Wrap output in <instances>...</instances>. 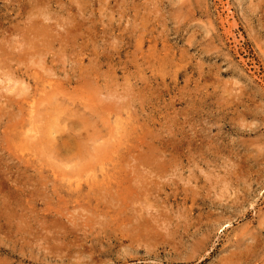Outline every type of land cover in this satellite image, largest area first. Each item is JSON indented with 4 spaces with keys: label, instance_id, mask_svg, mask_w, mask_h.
Instances as JSON below:
<instances>
[{
    "label": "rangeland",
    "instance_id": "1",
    "mask_svg": "<svg viewBox=\"0 0 264 264\" xmlns=\"http://www.w3.org/2000/svg\"><path fill=\"white\" fill-rule=\"evenodd\" d=\"M0 264H264V0H0Z\"/></svg>",
    "mask_w": 264,
    "mask_h": 264
},
{
    "label": "bare ground",
    "instance_id": "2",
    "mask_svg": "<svg viewBox=\"0 0 264 264\" xmlns=\"http://www.w3.org/2000/svg\"><path fill=\"white\" fill-rule=\"evenodd\" d=\"M22 45H23V44H22ZM53 76H54V75H53ZM109 86H110V85H109ZM8 87H9V86H8ZM10 87H11V86H10ZM118 93H119V92H118ZM49 98H50V97H49ZM64 99H65V98H64ZM50 106H51V105H50ZM52 107H53V106H52ZM52 107H51V108H52ZM48 108H49V107H48ZM108 108H109V107H108ZM93 111H94V110H93ZM60 116H61V115H60ZM59 118H60V117H59ZM73 118H74V117H73ZM78 118H79V117H78ZM49 126H50V125H49ZM50 127H51V126H50ZM50 130H51V129H50ZM53 130H54V129H53ZM53 130H51V131H53ZM44 133H45V132H44ZM52 133H53V132H52ZM52 133H51V134H52ZM54 137H55V136H54ZM123 137H124V136H123ZM74 139H75V138H74ZM74 141H76V140H74ZM74 141H73V142H74ZM79 141H80V140H79ZM121 141H122V140H121ZM73 142H71V143L73 144ZM76 143H77V142H76ZM78 144H79V143H78ZM119 144H120V143H119ZM108 145H109V144H108ZM137 145H138V144H137ZM74 146H75V144L73 145V147H74ZM80 146H83V145H80ZM75 147H76V146H75ZM108 147H109V146H108ZM56 148H57V146H56ZM78 148H79V147H78ZM72 149H73V148H72ZM81 150H82V149H81ZM92 150H93V149H92ZM103 150H104V149H103ZM109 150H110V149H108V151H109ZM93 151H94V150H93ZM73 152H74V151H73ZM91 152H92V151H91ZM94 152H96V151H94ZM102 152H103V151H102ZM74 153H75V152H74ZM92 153H93V152H92ZM111 153H113V152H111ZM93 155H94V154H93ZM96 155H97V154H96ZM100 155H101V154L98 155L99 157H98V156H96V157H97L98 159L102 160V159L100 158ZM130 155H131V154H130ZM103 156H105V155H103ZM94 157H95V156H94ZM106 157H107V156H105V158H106ZM91 158H92V157H91ZM97 158H96V160H98ZM105 158H104V159H105ZM108 158H109V156H108ZM110 158H111V157H110ZM110 160H112V159H110ZM89 161H90V159H89ZM91 162H92V161H91ZM101 163H102V162H101ZM75 164H76V163H75ZM86 164H89V162L86 163ZM89 165H91V164H89ZM89 165H88V166H89ZM149 165H150V164H149ZM77 167H78V166H77ZM88 169H89V168H88ZM78 172H79V171H78ZM147 172H148V171H147ZM152 173H153V172H152ZM108 177H109V175H108ZM135 177H136V176H135ZM100 178H101V177H100ZM102 178H103V177H102ZM103 179H104V178H103ZM107 179H108V178H107ZM101 180H102V179H101ZM101 180H100V182H101ZM78 182H79V181H78ZM102 184H103V183H102ZM104 184H105V183H104ZM109 187H110V186H109ZM132 188H133V187H131V190H132ZM120 190H121V189H120ZM121 191H122V190H121ZM124 191H125V190H124ZM99 194H100V193H99ZM125 194H126V193H125ZM107 196H108V195H107ZM111 198H112V197H111ZM108 199H109V198H108ZM110 200H111V199H110ZM106 208H108V207H106ZM124 210H125V209H124ZM124 210H123V211H124ZM108 211H109V210H108ZM108 211H107V212H108ZM116 212H118V210H117ZM112 213H113V212H112ZM114 213H115V212H114ZM114 213H113V215H114ZM122 213H123V212H122ZM122 213H121V211H120L119 214H122ZM128 220H129V219H128Z\"/></svg>",
    "mask_w": 264,
    "mask_h": 264
}]
</instances>
